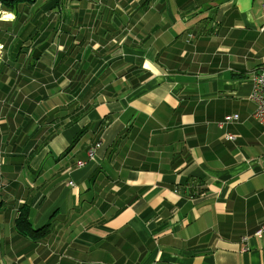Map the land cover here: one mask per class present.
I'll return each instance as SVG.
<instances>
[{"label":"crops","instance_id":"crops-1","mask_svg":"<svg viewBox=\"0 0 264 264\" xmlns=\"http://www.w3.org/2000/svg\"><path fill=\"white\" fill-rule=\"evenodd\" d=\"M263 6L0 0V264H264Z\"/></svg>","mask_w":264,"mask_h":264},{"label":"built area","instance_id":"built-area-1","mask_svg":"<svg viewBox=\"0 0 264 264\" xmlns=\"http://www.w3.org/2000/svg\"><path fill=\"white\" fill-rule=\"evenodd\" d=\"M263 17H264V6H263ZM262 31H264V24L262 27ZM5 54L4 50L2 49V46H0V63L3 58V55ZM254 87H253V93L251 96V99L256 104V111L254 112L255 119L264 127V70L258 71L253 79ZM238 118L237 115L226 117L224 124H228L233 120H236ZM227 138L229 140H234V137L231 135H228ZM89 158L91 161H95L96 154L94 151L90 152ZM86 164L83 162H79V167H84ZM73 185V183H72ZM264 236V227L260 229L256 233V237L262 239ZM248 237H244L243 241L246 243L248 241ZM247 250V249H245Z\"/></svg>","mask_w":264,"mask_h":264},{"label":"trees","instance_id":"trees-1","mask_svg":"<svg viewBox=\"0 0 264 264\" xmlns=\"http://www.w3.org/2000/svg\"><path fill=\"white\" fill-rule=\"evenodd\" d=\"M94 152L96 154V150ZM15 224L16 230L20 235L35 242L41 241L43 238H45L48 235L51 227V223H48L41 229H34L30 221V207L28 205H25L20 209Z\"/></svg>","mask_w":264,"mask_h":264},{"label":"rangeland","instance_id":"rangeland-1","mask_svg":"<svg viewBox=\"0 0 264 264\" xmlns=\"http://www.w3.org/2000/svg\"><path fill=\"white\" fill-rule=\"evenodd\" d=\"M3 49V48H2Z\"/></svg>","mask_w":264,"mask_h":264}]
</instances>
